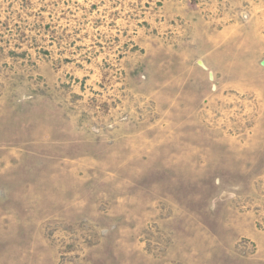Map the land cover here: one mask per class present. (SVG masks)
Returning <instances> with one entry per match:
<instances>
[{
  "label": "rangeland",
  "instance_id": "obj_1",
  "mask_svg": "<svg viewBox=\"0 0 264 264\" xmlns=\"http://www.w3.org/2000/svg\"><path fill=\"white\" fill-rule=\"evenodd\" d=\"M0 264H264V0H0Z\"/></svg>",
  "mask_w": 264,
  "mask_h": 264
}]
</instances>
